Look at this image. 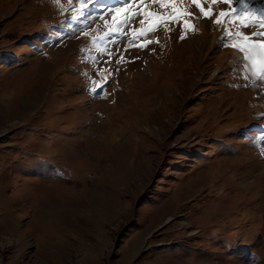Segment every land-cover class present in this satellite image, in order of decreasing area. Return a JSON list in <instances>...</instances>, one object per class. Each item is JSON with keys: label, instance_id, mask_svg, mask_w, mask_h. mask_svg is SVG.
Returning <instances> with one entry per match:
<instances>
[{"label": "rangeland", "instance_id": "obj_1", "mask_svg": "<svg viewBox=\"0 0 264 264\" xmlns=\"http://www.w3.org/2000/svg\"><path fill=\"white\" fill-rule=\"evenodd\" d=\"M200 4L0 0V264H264L260 0Z\"/></svg>", "mask_w": 264, "mask_h": 264}, {"label": "snow or ice", "instance_id": "obj_2", "mask_svg": "<svg viewBox=\"0 0 264 264\" xmlns=\"http://www.w3.org/2000/svg\"><path fill=\"white\" fill-rule=\"evenodd\" d=\"M154 2H156V0H154ZM159 2H161L162 6L164 4V0H159ZM193 4L195 5V7L200 9V12L203 13L205 15V17L209 16V12H206L205 9L201 6L200 4V0H192ZM217 2V0H213V3ZM222 2L224 3H228L230 2V0H222ZM260 8L259 9H250L248 7L247 4L244 5V10L251 12L253 15L258 17V22L260 24L261 28H264V0H260ZM116 11H120L119 8L116 9ZM227 15V13L225 12H221L220 16H225ZM141 23H143L144 21L141 20ZM217 24H220L221 21L219 19H217L215 21ZM246 27H251L253 25H245ZM237 35H240V33H237ZM251 35L253 36H257V37H261L262 39L260 40H256V41H249L247 36H245V41L239 44H234L232 45V47L234 48H238L239 51L243 54V59L244 60H249L252 62V67L253 69H255L257 67V58L255 55H253L250 51L251 46L255 45L256 47L259 48V55L261 58H264V31H259V32H254L251 33ZM184 37L182 36L181 39H183ZM245 45H248L247 47ZM258 78H262L264 79V65H262L260 67V72L258 74Z\"/></svg>", "mask_w": 264, "mask_h": 264}]
</instances>
